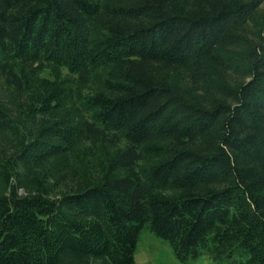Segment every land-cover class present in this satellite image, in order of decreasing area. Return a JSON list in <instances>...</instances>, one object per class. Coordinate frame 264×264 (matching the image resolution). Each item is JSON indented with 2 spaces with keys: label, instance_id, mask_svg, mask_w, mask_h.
Returning a JSON list of instances; mask_svg holds the SVG:
<instances>
[{
  "label": "trees",
  "instance_id": "1",
  "mask_svg": "<svg viewBox=\"0 0 264 264\" xmlns=\"http://www.w3.org/2000/svg\"><path fill=\"white\" fill-rule=\"evenodd\" d=\"M263 2L0 0V264H264Z\"/></svg>",
  "mask_w": 264,
  "mask_h": 264
},
{
  "label": "rangeland",
  "instance_id": "2",
  "mask_svg": "<svg viewBox=\"0 0 264 264\" xmlns=\"http://www.w3.org/2000/svg\"><path fill=\"white\" fill-rule=\"evenodd\" d=\"M264 8V2L261 3V8ZM85 93V92H84ZM104 146L90 150L87 143L76 145L71 153L64 156L61 164L56 163V159L49 160L48 164H53L55 168L53 172L59 175L71 176L72 171H76L75 180H86V175H94L101 167L100 164L107 163L112 151H109ZM57 166V167H55ZM52 168V169H53ZM135 249H133L134 264H232L226 259L213 261L210 258L202 255L196 259H188L186 262H179L173 256L170 246L162 239L153 236L147 228L143 227L137 236Z\"/></svg>",
  "mask_w": 264,
  "mask_h": 264
}]
</instances>
